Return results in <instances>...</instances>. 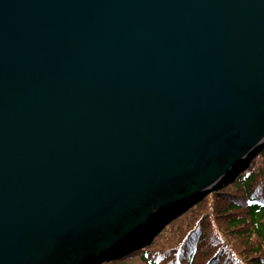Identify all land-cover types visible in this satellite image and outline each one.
Listing matches in <instances>:
<instances>
[{
  "label": "water",
  "instance_id": "95a60500",
  "mask_svg": "<svg viewBox=\"0 0 264 264\" xmlns=\"http://www.w3.org/2000/svg\"><path fill=\"white\" fill-rule=\"evenodd\" d=\"M264 147V0H0V264L150 243Z\"/></svg>",
  "mask_w": 264,
  "mask_h": 264
},
{
  "label": "trees",
  "instance_id": "16d2710c",
  "mask_svg": "<svg viewBox=\"0 0 264 264\" xmlns=\"http://www.w3.org/2000/svg\"><path fill=\"white\" fill-rule=\"evenodd\" d=\"M128 261L264 264V147L232 182L207 193L178 214L148 245L109 264Z\"/></svg>",
  "mask_w": 264,
  "mask_h": 264
},
{
  "label": "rangeland",
  "instance_id": "374dc122",
  "mask_svg": "<svg viewBox=\"0 0 264 264\" xmlns=\"http://www.w3.org/2000/svg\"><path fill=\"white\" fill-rule=\"evenodd\" d=\"M111 260H114V259H111ZM111 260H109V261H102V262H100V263H98V264H109L110 263V261ZM136 262H133V261H128L127 263L125 262V263H123V264H135Z\"/></svg>",
  "mask_w": 264,
  "mask_h": 264
},
{
  "label": "bare ground",
  "instance_id": "6f19581e",
  "mask_svg": "<svg viewBox=\"0 0 264 264\" xmlns=\"http://www.w3.org/2000/svg\"><path fill=\"white\" fill-rule=\"evenodd\" d=\"M243 172V171H242Z\"/></svg>",
  "mask_w": 264,
  "mask_h": 264
}]
</instances>
